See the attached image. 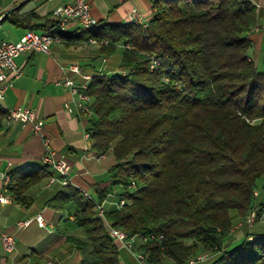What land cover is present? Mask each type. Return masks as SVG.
Instances as JSON below:
<instances>
[{
	"label": "trees",
	"instance_id": "16d2710c",
	"mask_svg": "<svg viewBox=\"0 0 264 264\" xmlns=\"http://www.w3.org/2000/svg\"><path fill=\"white\" fill-rule=\"evenodd\" d=\"M151 6L146 26L98 21L75 30L96 39L99 54L120 55L116 71L94 73L87 82V132L97 155L113 157L111 181L95 198L61 185L47 204L81 229L66 239L82 264H119L94 203L116 185L122 190L105 219L140 240L134 250L149 264L163 257L186 264L208 252L214 255L204 264H264V229L249 231L246 222L251 211L256 221L264 210V70L248 54L261 10L248 0H151ZM36 17L14 10L3 19L27 24ZM54 25L43 30L68 38ZM4 113L0 108V127ZM9 174L6 194L26 205L24 192L45 170ZM236 219L241 236L232 232Z\"/></svg>",
	"mask_w": 264,
	"mask_h": 264
},
{
	"label": "crops",
	"instance_id": "0c3cea01",
	"mask_svg": "<svg viewBox=\"0 0 264 264\" xmlns=\"http://www.w3.org/2000/svg\"><path fill=\"white\" fill-rule=\"evenodd\" d=\"M73 1L0 0V17L10 8L18 15L28 11H34L37 15L27 24H15L4 17L0 19V29L5 27L0 33V40L16 41L29 27L43 31L55 20L53 9ZM248 1L261 10L256 27L248 34L251 41L248 54L259 67L264 62V0ZM88 3L91 16L101 24L130 22L132 9L147 21L152 12L151 0H88ZM79 27L76 20L68 21L62 30L68 38L54 41L48 53L33 51L17 55L15 63L19 73L13 77L12 85L0 100V104L7 109L29 107L35 117L43 121L40 135L34 133L31 123L4 113L0 127V197L7 195L3 175H10L17 168L42 167L45 170L41 179L24 192L29 199L28 204L23 205L8 195V201L0 199V232H9L15 238V247L9 253L3 250L0 240V264H47L48 261L50 264H82L81 252L66 239L69 233L82 235L81 229L74 226L72 216L67 218L70 223L60 225L63 212L47 204V200L62 184L56 181L47 186L46 174L50 169L41 160L43 139L47 140L48 146L59 158L69 163L68 183L93 198L97 189L110 185L108 171L113 157L109 153L99 156L92 149L91 139L87 136L89 116L80 111L75 103V95L63 81L65 78L75 82L81 80L79 74L68 68L70 63H77L81 72L90 76L116 71L114 66L108 71L104 70V67L108 68V60L114 53L110 56L99 54L98 46L88 39V33L80 37L75 31ZM98 58L102 59V64L96 63ZM119 60L120 55L117 66ZM117 201L110 190L102 204L108 209ZM38 215L43 218L44 226L38 225L35 220ZM28 219L30 222L26 226H16L17 221Z\"/></svg>",
	"mask_w": 264,
	"mask_h": 264
},
{
	"label": "built area",
	"instance_id": "2783aa9c",
	"mask_svg": "<svg viewBox=\"0 0 264 264\" xmlns=\"http://www.w3.org/2000/svg\"><path fill=\"white\" fill-rule=\"evenodd\" d=\"M52 14L55 19L54 26H64L70 20H76L80 26H85L88 24L98 23L94 19L89 11L88 0H74L72 3L64 4L57 6L53 9ZM131 18H141L142 21L146 22L141 15L135 10H131ZM61 37H45V30L43 31H25L18 40L12 41L8 39L0 40V100L3 98V95L6 89L12 85L13 77L17 76L19 70L15 63V57L22 52H43L48 53L50 51L51 44L60 40ZM96 43V39H95ZM68 68L76 74H79L81 80L75 82L71 78H65L63 83L69 87L70 91L75 95V103L80 109L81 112L86 115H91L90 103L92 101V96L90 94H81V87H83L87 81V78L90 76L81 72L80 67L77 63H70ZM8 117L17 118L22 122H29L32 125V129L36 134H42L43 121L37 119L34 115V112L29 107H14L12 108V114ZM88 136V132H87ZM44 151L41 155V160L43 163L49 164L50 166H57V174H50V183L58 181L62 185L68 184L69 182V163L59 158L55 151L48 146L46 139H43ZM4 183V175L2 177ZM47 185V186H49ZM257 192L254 191V194ZM0 199L6 201L4 196H1ZM95 208L97 215L106 221L104 212L105 208L102 202L94 200ZM123 203H120L122 205ZM120 205H116L119 207ZM255 219V211H251L247 216L246 222L249 226L252 225ZM38 225L44 226L43 218L38 215L35 217ZM104 221V222H105ZM30 222L28 220H19L16 222L17 227L26 226ZM107 232L114 242L118 243V247H125L133 252L134 241L132 237H127L126 233L119 227H114L107 224ZM0 240L2 242L3 250L7 253L13 251L15 247V238L14 236L6 231L0 232ZM134 253V252H133ZM136 258L141 263L144 264L146 258H143L142 252H136ZM204 257L203 255L198 256L197 258H189L186 264H195ZM50 264V261L47 262Z\"/></svg>",
	"mask_w": 264,
	"mask_h": 264
},
{
	"label": "rangeland",
	"instance_id": "374dc122",
	"mask_svg": "<svg viewBox=\"0 0 264 264\" xmlns=\"http://www.w3.org/2000/svg\"><path fill=\"white\" fill-rule=\"evenodd\" d=\"M8 22L6 21V24H7ZM4 28L5 27H2L1 29H0V33H1V31L2 30H4ZM88 35H89V33H88ZM96 44V43H95ZM97 45V44H96ZM117 59H119V52H115L110 58H109V60H108V68L106 69V67H104V70H109V68L111 69V68H113V66L117 69L118 68V66L116 65V63H118L117 62ZM102 59L101 58H98V60L96 61V63H101L102 64ZM260 70H264V62H262L260 65H259V67H258ZM108 179H109V177H108ZM263 184V179H259L258 181H257V185L259 186V188H260V186ZM113 189H112V193L113 194H117V193H119L121 190H122V188L120 187V186H118V185H116V186H113L112 187ZM261 189V188H260ZM261 191V190H260ZM259 194H260V192H259ZM237 221H234V227H233V234L235 235V236H241L243 233H244V230H243V228L241 227V225H240V219H236ZM103 221H105V220H103ZM64 222H66V223H70L69 222V220L67 219V212L65 211V212H63L62 213V216H61V218H60V225H63V223ZM104 224H105V226H106V228H107V224H109L108 222H107V220L104 222ZM110 225V224H109ZM247 229L249 230V231H252V232H255V231H258V230H261V229H264V211H262L261 212V214H260V216H259V218L256 220V221H254L253 223H252V225H251V227L249 228L248 226H247ZM240 238L241 237H239V239H237L238 241H236V242H239V240H240ZM140 240L139 239H137V238H135V241H134V245H133V252L135 253V254H137L136 252L138 251H136V250H134V246H135V244H137L138 242H139ZM115 244L118 246V244L115 242ZM132 251H130L129 249H127V248H120V247H118V257H119V261H120V264H141L138 260H137V258H136V255L133 253ZM200 255H203L204 257H202V259L201 260H199L197 263H195V264H204V263H207V261H209L210 259H211V256L212 255H214V254H212V253H199V254H197V255H195L194 257H190V258H196L197 256H200ZM144 264H149V262L147 261V260H145V262H144ZM157 264H174L173 263V260L172 259H170V258H166V257H163L162 259H161V261L159 262V263H157Z\"/></svg>",
	"mask_w": 264,
	"mask_h": 264
},
{
	"label": "bare ground",
	"instance_id": "6f19581e",
	"mask_svg": "<svg viewBox=\"0 0 264 264\" xmlns=\"http://www.w3.org/2000/svg\"><path fill=\"white\" fill-rule=\"evenodd\" d=\"M131 21L135 22L136 24H140L142 26H146V22L142 21L141 18H131ZM57 27H59L60 30H63V28H64V26H57ZM83 27H87V28L94 27V23L93 24L85 25ZM26 31H35V30H33V29H27ZM45 37H60V35L59 34H52V33L48 32V31H45ZM91 40L94 41V39H92V38H91ZM89 79H90V76L87 78V81H86L85 85L83 87H81V94H88V92H87V82H88ZM0 108L7 115L12 114V109H7V108L3 107L1 104H0ZM44 164L47 167H49V164L48 163H44ZM50 174H57V166H50V171L47 174V185H49V183H50ZM8 181H9V175L6 174V175H4V183H3L4 189L6 188V185H7ZM87 195H89V194H87ZM3 196L5 197L6 201L9 200V197L7 195H3ZM121 202L122 201H120L118 204H120ZM132 238H133V240H135L134 237H132ZM142 256H143V258H145V255L144 254H142Z\"/></svg>",
	"mask_w": 264,
	"mask_h": 264
},
{
	"label": "water",
	"instance_id": "95a60500",
	"mask_svg": "<svg viewBox=\"0 0 264 264\" xmlns=\"http://www.w3.org/2000/svg\"><path fill=\"white\" fill-rule=\"evenodd\" d=\"M12 10H13V8H10V9L6 10V11L2 14V16L0 17V19H2L3 17H5V16H6L8 13H10Z\"/></svg>",
	"mask_w": 264,
	"mask_h": 264
}]
</instances>
